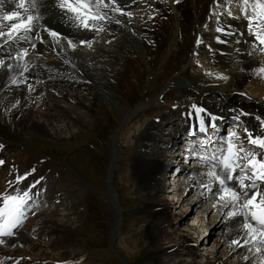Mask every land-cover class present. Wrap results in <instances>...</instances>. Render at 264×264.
Returning <instances> with one entry per match:
<instances>
[{
    "label": "bare ground",
    "instance_id": "6f19581e",
    "mask_svg": "<svg viewBox=\"0 0 264 264\" xmlns=\"http://www.w3.org/2000/svg\"><path fill=\"white\" fill-rule=\"evenodd\" d=\"M20 2L21 0H18L15 2V6L12 5L5 10L0 8V24L7 26L11 23V21L6 23L2 20L5 12L17 11L23 14V9L17 7ZM31 2L32 0H29L25 7H28ZM35 2L39 4L37 7L41 12L43 11L41 5L46 6L44 8L45 13L50 14L52 11L51 4L46 0H35ZM239 9L240 6H236L231 15L223 12L221 16L217 17L216 24L214 23L215 41L209 48V58L201 59V70L204 71L206 77L209 76V79L215 82V86L208 95H203L204 97L201 103H198V107L205 109V112L201 113V118H208L209 120L230 118L245 121L243 137L246 140L244 129L248 128L255 133H260L261 129L256 117L259 116L264 119V77L255 71L256 68L264 66V54L260 50H256L258 44L255 39H251L252 36L247 29L246 20L241 16ZM107 11L109 16L114 17V14L109 10ZM135 11L131 12L134 14ZM142 11L143 9L138 11V15L127 18L133 20V23L132 21L127 23L129 25L127 29L125 28L127 32L119 35L120 40H116L117 43L113 45L110 43L104 47L101 44L100 46L94 44L95 42H92L90 46L87 44L81 46L80 38H76L71 40L77 44L73 41L75 47L70 48L68 41H65L64 38L54 39L50 37L46 43L41 42V45H37L32 40L29 45L35 44V48L30 46L26 48L24 45L22 49L27 50V55L23 60H18L12 58L13 54L7 51L4 39H0V59L5 61L4 64L0 65V117L22 126L25 130L51 138H62L70 133L66 128L56 124L58 117H74L73 121L78 126L87 125L92 119V111L85 104V101L88 100L87 95H91L92 90L98 87L99 81L103 78L102 74L114 66V61L116 62L117 59L118 44L130 41L127 33H132L137 28L134 22L137 21V16H142ZM119 15L121 16V14ZM142 18L144 17L142 16ZM113 20L116 22L117 19ZM102 23L105 30L108 29L109 22L106 20ZM44 24H49L51 28L56 30L61 29L65 37L71 36L67 24L64 25L62 20L59 21L55 14L49 15L46 21L44 20ZM38 28L36 25L34 30ZM119 28L122 27L119 26ZM4 30L6 31V27ZM118 31L120 32L121 29H116V33ZM42 32V36L47 35L45 31ZM104 34L106 36L101 37L102 41L105 39L112 40V32L105 31ZM99 35L100 33L89 34L88 39L97 41ZM198 45L199 43H196V47ZM112 47L115 49L113 50ZM51 50L60 52L61 56L54 57L50 53ZM86 50L93 51L97 55L89 54L90 52ZM19 51L16 50L13 53L17 55ZM76 58L79 63L76 66H69L68 60ZM206 60V64L209 66L208 69L206 68L207 70L205 69L206 66H203V62ZM8 64L13 67L8 68ZM142 106V103L137 104L125 116L124 121L135 118ZM177 108H170L166 113L159 114L145 128L129 166L131 175L137 180L136 187L142 193L141 208L147 212L144 221L138 218L136 220L138 223L142 221L145 225L144 229L147 232L148 242L154 249L152 254L156 264H229L225 261H228L229 255L236 259L233 264H257L254 260L262 255L261 249L258 248L259 246H254L252 242L245 243L247 237L242 229L241 218L227 217L231 208L229 206L221 209L220 202L213 195L214 190L210 193V198L207 199V192L204 194L203 189L197 187V192L194 193L196 194L195 202L196 204L199 202L204 204L199 219H197L198 216L193 215L192 223L188 226L182 225L183 227L180 229L172 224L168 210L171 209L173 213H177L183 208L184 202L190 204V193H183H187L189 188H194L195 191V185L200 182L195 173V167L187 173L185 171L183 174H179L177 178H170L171 170L175 171V175H178V172L182 170L171 164L173 156L176 157H174L175 160L178 158V151L176 150L177 152L172 155L170 150H166L167 144L169 149L173 148L169 142L175 139L179 132L185 133L182 128L194 127L199 129L197 123L191 122V119L196 117L193 108L187 111ZM182 113L181 120L184 122L183 127L180 128L177 122ZM148 116L143 119L148 118ZM174 117L176 118L173 119ZM169 128L173 130L163 132L164 129ZM1 141L3 140L0 137ZM170 154L171 156H169ZM178 160L180 159L178 158ZM15 166L4 162L0 167V192L11 193L15 191L17 186L14 181L9 182V178L14 177L15 180L17 175L29 172L27 168L20 170ZM6 175H10L9 178L5 177ZM31 179L28 176L19 185L21 189L27 190L31 194L29 206L25 209L26 220L21 227L15 229L12 237L0 239L4 241L0 243V262L4 260L9 264H69L73 259L75 261L76 259L81 260L85 254L78 241V225H74V222L79 221L78 218L81 217L79 210L81 204L78 205V196L74 189L60 182ZM206 180L208 182V178ZM164 182H167V187ZM168 186L171 187L168 188ZM86 188L91 189L88 185ZM112 192L111 186L109 188L111 197ZM206 200H208L209 205H206ZM214 204L216 207L213 206ZM114 211L115 209H113ZM59 212L63 214H59ZM209 213H211L209 220L211 216L215 219L213 226L217 227L224 224L227 227H219L217 231L213 232L215 235L211 248L207 250L208 253L206 251L199 253L196 246L198 244L204 246V240L207 238L203 232H200L202 230L199 228L201 227L200 220ZM70 216L76 218L75 221L70 219ZM120 216L121 222L116 220V227L112 231L114 238L121 231L123 217L121 214ZM178 216L174 214L175 219H178ZM218 219H221V223H218ZM182 221H184V217H180L178 223ZM211 221L212 219L205 223L204 227L208 226L207 224H210ZM211 227L206 230L208 234H212ZM185 230L186 232H184ZM189 237L195 240L193 241ZM233 239L239 241L241 246L232 245ZM69 251H72L73 259L68 254Z\"/></svg>",
    "mask_w": 264,
    "mask_h": 264
},
{
    "label": "rangeland",
    "instance_id": "374dc122",
    "mask_svg": "<svg viewBox=\"0 0 264 264\" xmlns=\"http://www.w3.org/2000/svg\"><path fill=\"white\" fill-rule=\"evenodd\" d=\"M231 1L115 0L114 6H121L122 11L130 12L131 16L138 15V11L143 9L141 15L144 18L137 16V21L134 22L137 28L135 27L132 33H127L130 41L118 44L114 66L102 74L103 78L99 81L98 87L92 90L91 95H87L88 100L85 104L92 111L90 122L85 126H78L73 121L74 117H58L56 124L66 128L70 133L62 138H51L25 130L22 126L0 117V137L3 140L1 142H4H0L2 146L0 147V160L11 166L16 165L15 167L20 170L29 169L28 175L32 179L67 184L78 196V205L81 204L79 207L81 217L77 222L74 217L70 216V219L75 221L74 225H78V241L85 255L81 260L76 259L75 261L71 255L72 251H69L68 254L73 259L69 264H156L152 254L154 249L148 242L145 225L142 223L147 215L140 205L142 193L136 187L137 180L131 175L129 166L143 131L156 116L166 113L170 108L178 107L187 111L192 108V105L198 106L203 97L213 90L215 82L212 80L214 82L212 84L209 76L204 75V71L201 70V61L209 58V48L215 41L216 19L222 10L232 9ZM137 8L141 9L137 10ZM205 9L207 13L204 15ZM108 10L117 20L121 17L119 19L121 23L117 25L115 20L108 21L109 27L101 31L100 40L99 38L97 41L91 40L95 42L94 44H99V46L101 44L102 47L117 43L120 40L119 35L127 32L125 30L129 27L127 23L131 21L133 23V20L127 19L131 16H120V13ZM131 11H135L134 14ZM163 17H165L164 22ZM116 29H121V33L119 31L116 33ZM105 31L112 32V40L102 41L101 37L106 36ZM113 32L117 35L115 36ZM86 38L88 39L89 36ZM198 41L199 45L196 47ZM12 47L14 46L9 47L7 51H10ZM86 51L90 52L89 54L93 53L90 50ZM93 54L97 55V53ZM68 62L69 66H76L79 63L77 58L70 59ZM163 63L165 64L160 69ZM206 63L207 60L203 62L205 69L209 67ZM142 92L143 96L139 102L143 105L141 111L135 118L124 122L121 129L114 133L112 142L110 127L105 134L104 141L95 140V130L100 123H105L107 116H110L111 120L112 116L119 117L120 121L124 120V116L130 109L124 97L133 100L135 97H140ZM147 116L148 118L143 119ZM168 130L164 129L163 132ZM88 146L89 148H86ZM113 154L116 157L112 168L110 166L113 191L111 197L107 187L109 184L107 165L113 158ZM174 157L171 159V164L182 171L175 175V171L171 170V179L190 170L183 158L175 160L176 157ZM9 176L5 177L9 178ZM9 179V182L14 181V177ZM164 184L167 187V182ZM86 185L91 189L86 188ZM196 192V188L195 191L194 188H189L187 193H183H190L191 200L190 204L184 202L183 208L180 206L182 208L180 212L173 213L171 209H169L171 212L168 211L172 224L178 229L192 223L194 216H198L197 219H199L202 215L201 209L204 208V204L200 202L196 204V194H194ZM206 205H209L208 202ZM112 207L115 209L114 212ZM91 211L94 212L91 213ZM120 214L123 217L121 231L112 241V231L116 227V220L121 222ZM174 214L179 215L178 219L174 218ZM210 215L209 213L202 218L203 221L200 220L201 227L199 228L202 229L200 232H203L207 238L204 240V246L199 244L196 246L199 253L201 251L205 253L211 248L215 235L213 232L223 225L213 226L215 219L211 216V223L204 227L205 223L211 220H209ZM180 217H184V221L178 223ZM137 218L142 219L141 223H138ZM218 223H221V219H218ZM210 227L212 234L206 232ZM235 260L234 256L229 255L228 261H225L233 264Z\"/></svg>",
    "mask_w": 264,
    "mask_h": 264
},
{
    "label": "snow or ice",
    "instance_id": "6c2138e0",
    "mask_svg": "<svg viewBox=\"0 0 264 264\" xmlns=\"http://www.w3.org/2000/svg\"><path fill=\"white\" fill-rule=\"evenodd\" d=\"M114 5L115 0H107V2L105 0H56V7L74 22V26L89 34L104 31L102 22L115 19L108 15V9L124 16H131L130 12H124L121 7ZM17 7L23 9V14L11 11L5 12L2 17L3 21H11L7 26L0 24V39H4L6 45L27 40L28 34L34 30L41 19L39 15L31 13V9L37 7L35 0H32L28 7H25L24 0H21ZM239 10L246 20L249 33L257 42L260 52L264 54V0H240ZM119 22L116 20L117 24ZM43 31L54 39L63 37V33L53 28L44 27ZM36 35L39 37L41 34L37 32ZM79 43L81 46L85 44L90 46L92 41L85 37L80 38ZM31 47L35 48L36 45L32 44ZM68 47H75L71 39H68ZM26 55L27 50L21 49L12 58L23 60ZM4 63L5 61L0 59V65ZM7 66L10 69L13 67L11 64ZM255 71L264 77V66L256 68ZM192 108L195 110L199 123V133L206 135L208 122L201 118V113H204L205 109L197 105H192ZM256 120L261 129L260 133H255L248 128L244 129L249 148L243 145L237 146L234 143L236 134L229 132L219 145H215L209 138L207 144L211 146L209 148L211 154L201 156L199 159L207 169L208 190L215 191L221 209L230 206L231 210L228 211L227 217L241 218L242 229L247 237L245 243L264 245V119L257 116ZM205 145L206 142L202 139L200 148L204 149ZM3 164L4 161L0 160V165ZM27 177V172L15 177L14 183L17 187L12 193L0 192V237H12L14 230L21 227L26 220L25 209L29 206L31 194L21 189L19 185ZM213 206L216 207L215 204ZM3 242L0 240V243ZM231 243L241 246L236 239H233ZM261 264H264V261Z\"/></svg>",
    "mask_w": 264,
    "mask_h": 264
},
{
    "label": "trees",
    "instance_id": "16d2710c",
    "mask_svg": "<svg viewBox=\"0 0 264 264\" xmlns=\"http://www.w3.org/2000/svg\"><path fill=\"white\" fill-rule=\"evenodd\" d=\"M136 101H137V97H135L130 103L133 104ZM109 121L112 122V124H113V121H111V119H109ZM89 208H90V206H89ZM90 209L92 210V208H90ZM91 213H93V212L91 211Z\"/></svg>",
    "mask_w": 264,
    "mask_h": 264
},
{
    "label": "water",
    "instance_id": "95a60500",
    "mask_svg": "<svg viewBox=\"0 0 264 264\" xmlns=\"http://www.w3.org/2000/svg\"><path fill=\"white\" fill-rule=\"evenodd\" d=\"M108 177H109V176H108ZM108 180H109V179H108ZM108 186L110 187V182H109Z\"/></svg>",
    "mask_w": 264,
    "mask_h": 264
}]
</instances>
